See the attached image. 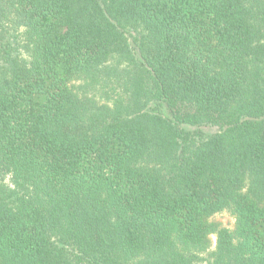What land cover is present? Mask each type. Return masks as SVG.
I'll return each instance as SVG.
<instances>
[{"label": "trees", "instance_id": "obj_1", "mask_svg": "<svg viewBox=\"0 0 264 264\" xmlns=\"http://www.w3.org/2000/svg\"><path fill=\"white\" fill-rule=\"evenodd\" d=\"M0 264H264V0H0Z\"/></svg>", "mask_w": 264, "mask_h": 264}, {"label": "rangeland", "instance_id": "obj_2", "mask_svg": "<svg viewBox=\"0 0 264 264\" xmlns=\"http://www.w3.org/2000/svg\"><path fill=\"white\" fill-rule=\"evenodd\" d=\"M216 218L221 222V224H223L225 226H228V227L233 226L234 219L228 213H221ZM213 241H215L214 236H213Z\"/></svg>", "mask_w": 264, "mask_h": 264}]
</instances>
